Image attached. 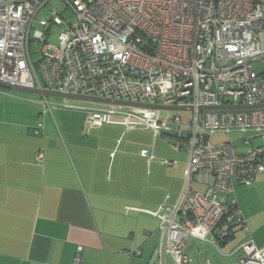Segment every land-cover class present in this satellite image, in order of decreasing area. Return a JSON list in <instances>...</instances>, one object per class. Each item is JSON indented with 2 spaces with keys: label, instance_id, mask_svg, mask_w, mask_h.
I'll return each instance as SVG.
<instances>
[{
  "label": "built area",
  "instance_id": "1",
  "mask_svg": "<svg viewBox=\"0 0 264 264\" xmlns=\"http://www.w3.org/2000/svg\"><path fill=\"white\" fill-rule=\"evenodd\" d=\"M51 1L0 0V81L191 107L187 122L180 116L161 119L158 111L144 108H74L85 113L91 126L139 125L155 137L168 126L175 128L173 147L189 161L179 199L160 216L174 264H196L187 254L195 232L206 230L210 236L201 238L202 244L218 247L232 227L247 236L234 264H264V247L255 244L233 196L236 185L250 188L264 177V71L255 69L264 63V0H62L73 14L69 19L55 10L47 13ZM35 24L41 29L33 35ZM233 106L243 108L222 109ZM43 130L41 123L35 132ZM233 131L255 136L244 147L211 142L214 135ZM254 139L261 145L255 147ZM140 155L156 160L149 149ZM196 183L203 191L194 189Z\"/></svg>",
  "mask_w": 264,
  "mask_h": 264
},
{
  "label": "crops",
  "instance_id": "2",
  "mask_svg": "<svg viewBox=\"0 0 264 264\" xmlns=\"http://www.w3.org/2000/svg\"><path fill=\"white\" fill-rule=\"evenodd\" d=\"M41 97L32 101L38 110L34 126L0 130V264H76L78 257L77 264H174L160 216L179 199L189 161L173 147L175 128L168 126L155 137L139 125L91 126L82 110L65 104L63 108L80 113L59 115L61 132L54 117L59 107L50 97ZM95 104L78 107L128 109ZM41 123L44 130L37 135ZM143 149L152 150L156 160L142 157ZM164 160L174 164L163 165ZM235 188L233 196L251 237L262 248L264 203H257L263 197L264 177L253 187ZM194 189L204 186L196 183ZM238 231L242 234L233 227L230 237L212 247L200 240L210 234L199 230L187 254L196 264H234L247 238ZM220 232L218 228L214 234Z\"/></svg>",
  "mask_w": 264,
  "mask_h": 264
},
{
  "label": "rangeland",
  "instance_id": "3",
  "mask_svg": "<svg viewBox=\"0 0 264 264\" xmlns=\"http://www.w3.org/2000/svg\"><path fill=\"white\" fill-rule=\"evenodd\" d=\"M55 10L59 15H61L64 19L73 18V14L70 10L66 9L65 3L62 0H52L46 8V12L50 13V11ZM35 30L33 31V35H35V31L41 29L38 24L34 25ZM51 42L56 44V38L52 39ZM32 52H39V47L36 45H32ZM35 59H39V55H35ZM255 69L257 73H261L264 71V63H257L255 65ZM51 103H54L59 108L54 111V117L57 121L59 129L63 132V122L59 115L67 117L68 114H76L80 113V111H75L72 109H65L62 106L67 104L74 107H91L97 105L95 103H88L84 101L70 100L64 98H48ZM34 100H42L41 96L20 93L16 91H11L0 87V130H25L28 127L34 126L33 123L38 119V110L32 104ZM175 115H179L184 122L189 121L193 117V113L191 111H183V112H165L161 111L160 116L162 119L172 118ZM49 118V116H48ZM54 125V124H53ZM55 127V125H54ZM56 128V127H55ZM254 133H241L238 131H233L229 134L218 133L213 136L212 143L214 145L233 142L236 147H244L245 142L248 139L253 138ZM253 145L255 147L261 145L260 139H254ZM198 190V189H197ZM203 191V190H201ZM261 200L257 203L260 206L264 203V193L262 194ZM242 237L244 234L237 232Z\"/></svg>",
  "mask_w": 264,
  "mask_h": 264
},
{
  "label": "water",
  "instance_id": "4",
  "mask_svg": "<svg viewBox=\"0 0 264 264\" xmlns=\"http://www.w3.org/2000/svg\"><path fill=\"white\" fill-rule=\"evenodd\" d=\"M0 87H3L11 91L26 93V94L41 95V96L52 97V98H64V99H70V100H77V101H84V102H91V103H98V104H105V105H113V106H123V107H128V108L130 107L144 108V109H151V110H156V111H170V112L192 111L191 107L137 104V103H129V102L101 99V98H95V97L69 95V94H64V93L41 91V90L29 88V87L15 86V85L7 84L2 81H0ZM241 108L243 107L233 106V107H224L222 109L237 110ZM201 110H209V108H202Z\"/></svg>",
  "mask_w": 264,
  "mask_h": 264
},
{
  "label": "trees",
  "instance_id": "5",
  "mask_svg": "<svg viewBox=\"0 0 264 264\" xmlns=\"http://www.w3.org/2000/svg\"><path fill=\"white\" fill-rule=\"evenodd\" d=\"M233 228V227H232Z\"/></svg>",
  "mask_w": 264,
  "mask_h": 264
}]
</instances>
